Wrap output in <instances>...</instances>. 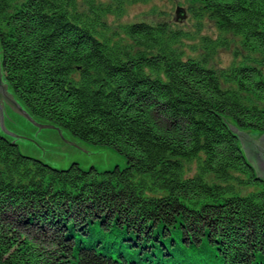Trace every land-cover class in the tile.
I'll return each mask as SVG.
<instances>
[{
	"label": "trees",
	"instance_id": "trees-1",
	"mask_svg": "<svg viewBox=\"0 0 264 264\" xmlns=\"http://www.w3.org/2000/svg\"><path fill=\"white\" fill-rule=\"evenodd\" d=\"M144 1L0 0L15 98L126 161L55 167L0 133V264H264V180L231 127L264 132V0L114 22Z\"/></svg>",
	"mask_w": 264,
	"mask_h": 264
},
{
	"label": "rangeland",
	"instance_id": "rangeland-1",
	"mask_svg": "<svg viewBox=\"0 0 264 264\" xmlns=\"http://www.w3.org/2000/svg\"><path fill=\"white\" fill-rule=\"evenodd\" d=\"M189 4V0H146L144 2L128 3L126 13L114 22L140 18L165 19L181 23L185 27L192 29L195 17L190 11ZM178 6H181L179 13L183 14L182 16H178L176 13ZM204 20L206 19L204 18ZM208 23L206 22L204 28L213 31L214 27ZM230 59L231 57L228 54L220 51L215 56L214 61L225 64ZM3 82L6 83L4 79ZM6 92L12 94V99L19 102L7 83ZM18 105L24 108L20 102ZM14 111L9 114L4 111L0 113V133L8 137L12 142H16L19 151L26 155L39 158L52 166L60 168L67 167L74 161L84 169L94 166L100 171L112 169L115 166L122 168L125 165L124 154L111 145L91 143L67 129H59L55 126L39 127L36 124L37 119L34 117L32 121L21 110ZM38 122L46 123V121L43 122L42 120ZM232 127L236 126L233 125ZM248 130L244 131L250 135L254 133V130ZM239 143L241 144V140H239Z\"/></svg>",
	"mask_w": 264,
	"mask_h": 264
},
{
	"label": "water",
	"instance_id": "water-1",
	"mask_svg": "<svg viewBox=\"0 0 264 264\" xmlns=\"http://www.w3.org/2000/svg\"><path fill=\"white\" fill-rule=\"evenodd\" d=\"M177 10V9H176ZM3 101H7L10 110H21V112L27 116L32 121L33 117L29 114L26 109L22 108L21 105H18L19 102L12 99V94H6V85H0V110H3ZM36 121V124L40 126H55L53 123H42ZM233 125H231L232 127ZM60 129V128H59ZM232 129L237 134L239 140H241V148L244 155L250 161L252 167L258 175L259 179L264 180V132L259 134L257 137L247 134L244 130L237 129L232 127Z\"/></svg>",
	"mask_w": 264,
	"mask_h": 264
},
{
	"label": "flooded vegetation",
	"instance_id": "flooded-vegetation-1",
	"mask_svg": "<svg viewBox=\"0 0 264 264\" xmlns=\"http://www.w3.org/2000/svg\"><path fill=\"white\" fill-rule=\"evenodd\" d=\"M0 85H6V83L3 82V79L5 80L3 74H2V69H1V66H0ZM6 94H8L6 92ZM4 111L5 113L9 114V113H12V112H15L14 110H10L9 109V106H8V103L7 101H3V110H0V113Z\"/></svg>",
	"mask_w": 264,
	"mask_h": 264
}]
</instances>
